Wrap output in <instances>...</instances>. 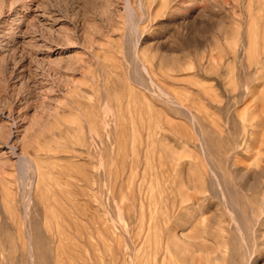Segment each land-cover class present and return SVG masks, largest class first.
Wrapping results in <instances>:
<instances>
[{
    "label": "rangeland",
    "instance_id": "obj_1",
    "mask_svg": "<svg viewBox=\"0 0 264 264\" xmlns=\"http://www.w3.org/2000/svg\"><path fill=\"white\" fill-rule=\"evenodd\" d=\"M0 264H264V0H0Z\"/></svg>",
    "mask_w": 264,
    "mask_h": 264
}]
</instances>
